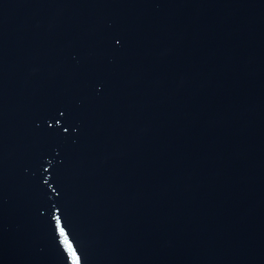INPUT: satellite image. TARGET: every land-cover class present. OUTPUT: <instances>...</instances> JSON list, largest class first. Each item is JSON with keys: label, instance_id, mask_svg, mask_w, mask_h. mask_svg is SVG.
Returning <instances> with one entry per match:
<instances>
[{"label": "water", "instance_id": "95a60500", "mask_svg": "<svg viewBox=\"0 0 264 264\" xmlns=\"http://www.w3.org/2000/svg\"><path fill=\"white\" fill-rule=\"evenodd\" d=\"M0 264H264V0H0Z\"/></svg>", "mask_w": 264, "mask_h": 264}]
</instances>
